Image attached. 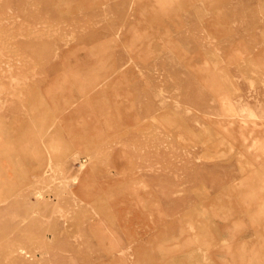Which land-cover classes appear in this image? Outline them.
<instances>
[{"label":"rangeland","instance_id":"374dc122","mask_svg":"<svg viewBox=\"0 0 264 264\" xmlns=\"http://www.w3.org/2000/svg\"><path fill=\"white\" fill-rule=\"evenodd\" d=\"M0 264H264V0H0Z\"/></svg>","mask_w":264,"mask_h":264}]
</instances>
